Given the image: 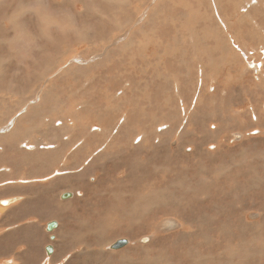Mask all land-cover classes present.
Returning a JSON list of instances; mask_svg holds the SVG:
<instances>
[{"label":"rangeland","instance_id":"1","mask_svg":"<svg viewBox=\"0 0 264 264\" xmlns=\"http://www.w3.org/2000/svg\"><path fill=\"white\" fill-rule=\"evenodd\" d=\"M51 2L87 41L21 44L0 0V264H264V0Z\"/></svg>","mask_w":264,"mask_h":264},{"label":"clouds","instance_id":"2","mask_svg":"<svg viewBox=\"0 0 264 264\" xmlns=\"http://www.w3.org/2000/svg\"><path fill=\"white\" fill-rule=\"evenodd\" d=\"M26 15L34 20L35 31L20 23ZM4 23L12 26L15 38L24 45L37 40L44 45L83 42L90 31L89 26L78 18L77 12L71 8L53 7L51 0H17L6 13Z\"/></svg>","mask_w":264,"mask_h":264},{"label":"bare ground","instance_id":"3","mask_svg":"<svg viewBox=\"0 0 264 264\" xmlns=\"http://www.w3.org/2000/svg\"><path fill=\"white\" fill-rule=\"evenodd\" d=\"M107 1V0H106ZM245 2V1H244ZM109 6V5H108ZM109 9V8H108ZM157 10V9H156ZM12 28V27H11ZM124 33V32H123ZM173 36V35H172ZM172 36L170 37V38H172ZM91 39V38H90ZM173 39V38H172ZM120 40V39H119ZM85 41H87V40H85ZM104 41V40H103ZM175 41H177L176 39H175ZM87 43V42H86ZM260 43V42H259ZM61 44V43H60ZM172 44H174V43H172ZM130 45V44H129ZM127 46H128V44H127ZM91 47V46H90ZM61 48V47H60ZM68 48V47H67ZM157 50H159V48H157ZM65 51H66V49H65ZM153 51V50H152ZM160 51V50H159ZM154 52H155V50H154ZM245 52V51H244ZM158 53V52H157ZM255 53V52H254ZM81 56V55H80ZM80 56H78V57H76V58H73V59H71V63L69 64L70 66H68V65H66V66H64V65H62L64 68H62V69H65V72L66 73H68V72H72V73H74V75L75 76H77L78 74H80V73H82L81 71H84V69L83 70H80L81 68H84V66H80L79 65V63L81 62V58H79ZM94 57V56H93ZM99 57V56H98ZM242 57V56H241ZM146 59V58H145ZM84 60V59H83ZM68 61H70L69 59H68ZM85 62H87V60H85ZM84 62V63H85ZM90 62H92L90 65H92V64H94L93 62H97V58L96 57H94V58H90ZM146 62V61H145ZM144 62V63H145ZM83 63V64H84ZM103 63V62H102ZM257 64V63H256ZM45 66V65H44ZM59 66V65H58ZM61 66V65H60ZM147 66V65H146ZM259 66V65H258ZM256 68V67H255ZM257 69H259V68H257ZM45 71V70H44ZM200 73H202V71H200ZM165 76V75H164ZM41 77V76H40ZM39 77V78H40ZM161 77V76H160ZM77 78V77H76ZM44 79V78H43ZM164 79H166V78H164ZM222 79V78H221ZM229 79V78H228ZM158 80V79H157ZM221 81V80H220ZM219 81V82H220ZM260 82V81H259ZM49 85V84H48ZM133 85V84H132ZM141 86V85H140ZM131 88V87H130ZM214 90L213 91H215V88H213ZM148 92V91H147ZM195 93V92H194ZM196 94V93H195ZM36 95V94H35ZM212 95V94H211ZM215 95H216V93H215ZM145 96V95H144ZM197 96V95H196ZM195 96V97H196ZM202 96V95H201ZM35 97V96H34ZM212 97H214V96H212ZM201 99H202V97H200ZM35 99V98H34ZM34 101V100H33ZM196 101V100H195ZM28 103V102H27ZM141 103V102H140ZM196 103V102H195ZM132 104V103H131ZM144 104V103H143ZM197 104V103H196ZM195 104V105H196ZM199 104H200V101H199ZM133 106V105H132ZM23 107V106H22ZM24 108H22V110H23ZM143 110V109H142ZM146 110V109H145ZM130 112V111H129ZM145 112V111H144ZM19 113V112H18ZM195 114V113H194ZM193 115V114H192ZM145 116V115H144ZM150 116V115H149ZM132 117V116H131ZM13 118V117H12ZM202 118V117H201ZM204 118V117H203ZM256 118V117H255ZM9 119V118H8ZM127 119V116H126V114L124 113L123 115H121V116H119V118H117V125H116V127H118V130L119 129H122L123 127H125L126 125V121H128V120H126ZM197 119H199V118H197ZM115 120V119H114ZM120 120H121V122H120ZM216 120V119H215ZM58 121V120H57ZM147 121V120H146ZM207 121V120H206ZM219 121V120H218ZM7 122H11L10 120H8ZM112 122V121H111ZM170 122V121H169ZM187 122V121H186ZM195 122H196V120H195ZM116 123V122H115ZM125 123V124H124ZM182 123V122H181ZM197 123V122H196ZM214 123H216V122H214ZM201 124H203V123H201ZM6 124H4L3 125V128H0V130H2V131H5V130H7V131H9V132H11V130H12V128H7L6 126H5ZM95 126V125H94ZM109 126V125H108ZM112 126V125H111ZM197 126V125H196ZM215 126V125H214ZM213 126V127H214ZM113 127V126H112ZM128 127V126H127ZM144 127V126H143ZM146 127V126H145ZM130 128V127H129ZM128 128V129H129ZM156 128V127H155ZM210 128V127H209ZM131 129V128H130ZM147 129H149V128H147ZM132 130V129H131ZM131 130H129V131H131ZM146 130V129H145ZM155 130H157V129H155ZM167 128L166 127H164L163 129H161L160 130V134L161 135H163L164 133H166L167 132ZM204 131H205V129H203ZM89 131V130H88ZM113 131V130H112ZM128 131V132H129ZM178 131V130H177ZM8 132V133H9ZM49 132V131H48ZM146 132H148V131H146ZM145 132V134H147ZM197 132V131H196ZM213 132V131H212ZM60 133V132H59ZM189 133V132H188ZM194 133V132H193ZM0 134H1V132H0ZM85 134V133H84ZM128 134V133H127ZM126 134V135H127ZM133 134H134V132H133ZM142 134V133H141ZM204 134V133H203ZM219 134V133H218ZM51 135V134H50ZM130 135H131V133H130ZM130 135L129 136H127V137H129L130 138ZM196 135V134H195ZM52 136V135H51ZM66 136V135H65ZM201 136V135H200ZM208 136V135H207ZM215 136V135H214ZM221 136V135H220ZM233 137H234V139H239L240 138V135L238 134V133H236V132H234L233 133V135H232ZM28 137V136H27ZM53 137V136H52ZM62 137V134H61V136H60V138ZM123 137V136H122ZM142 137H143V135H142ZM142 137H140V140L142 139ZM147 137V136H146ZM197 137V136H196ZM143 138H145V137H143ZM217 138V137H216ZM124 139V138H123ZM131 139H133V138H131ZM131 139H130V141H131ZM186 139H188V138H186ZM197 139V138H196ZM23 140H25V139H23ZM172 140V139H171ZM202 140V139H201ZM8 141V140H7ZM125 141V140H124ZM129 141V140H128ZM138 141V140H137ZM22 142V141H21ZM139 142V141H138ZM151 142H153V140L151 141ZM178 142V141H177ZM182 142V141H181ZM212 142V141H211ZM220 142V141H219ZM27 143V142H26ZM25 143V144H26ZM72 143V142H71ZM77 143V142H76ZM81 143V142H80ZM134 143V142H133ZM144 143V142H143ZM142 143V144H143ZM180 143V142H179ZM188 143V142H187ZM217 143V142H216ZM215 143V144H216ZM241 143H242V141H241ZM8 144H11V142L10 143H8ZM30 144V143H29ZM65 144V143H64ZM63 144V145H64ZM136 144V143H135ZM134 144V145H135ZM173 144V143H172ZM204 144V142L203 141H200V140H193V142L192 143H190V147H189V151H190V153H196L197 152V150L200 148V147H202V148H204L203 146H205V145H203ZM7 145V144H6ZM13 145V144H12ZM48 145V144H47ZM73 145H75V144H73ZM179 145H181V144H179ZM186 145V144H185ZM18 146H21L22 147V145H18ZM24 146H26V145H24ZM148 146V145H147ZM174 146V145H173ZM218 146V145H217ZM216 146V147H217ZM32 146L30 145V146H26V148L27 149H23V148H18V149H22V151L24 150H28V149H30ZM132 147H133V145H132ZM137 147V146H136ZM139 147H140V144H139ZM179 147V146H178ZM13 148V147H12ZM17 148V147H16ZM133 148H135V147H133ZM201 148V149H202ZM70 149V148H69ZM68 149V150H69ZM209 149V148H208ZM224 149V148H223ZM222 149V150H223ZM180 150V149H179ZM204 150V149H203ZM213 150V149H212ZM22 151H19V152H22ZM72 151V150H71ZM175 151V150H174ZM181 151V150H180ZM208 151V150H207ZM8 152V151H7ZM14 152V151H13ZM31 152V151H30ZM44 152H48V151H44ZM203 152V151H202ZM218 152V151H217ZM15 153V152H14ZM18 153V152H17ZM16 153V154H17ZM23 153V152H22ZM34 153V152H33ZM37 153V152H36ZM54 153V152H53ZM53 153H51V154H53ZM128 153V152H127ZM167 153H168V151L166 150V155H167ZM25 154V153H24ZM26 154H28L27 152H26ZM30 154V153H29ZM28 154V155H29ZM42 154H45V153H43L42 152ZM89 154H91V153H89ZM165 154V153H164ZM182 154H184V153H182ZM186 154V153H185ZM213 154V153H212ZM216 154V153H215ZM47 155V154H46ZM48 155H50V154H48ZM73 155V154H72ZM125 155L126 154H124V157H125ZM128 155V154H127ZM165 155V156H166ZM190 155V154H189ZM193 155H195V154H193ZM198 155V154H197ZM36 156V155H35ZM38 156H42L41 155V151H40V155H38ZM44 156V155H43ZM53 156H55V155H53ZM112 156V155H111ZM130 156V155H129ZM164 156V155H163ZM181 156V155H180ZM196 156V155H195ZM28 157H30V156H28ZM31 157H33V156H31ZM45 157V156H44ZM58 157V156H57ZM74 157V156H73ZM115 157V156H114ZM167 157H168V155H167ZM190 157V156H189ZM55 158H56V156H55ZM93 158V157H92ZM123 158V157H122ZM179 158V157H178ZM193 158V157H192ZM15 159H16V157H15ZM25 159H27V157H25ZM43 159V158H42ZM54 159V158H53ZM154 159V158H153ZM173 159V158H172ZM171 159V160H172ZM175 159H176V157H175ZM202 159V158H201ZM231 159V158H230ZM23 160V159H22ZM21 160V161H22ZM29 160V159H28ZM45 160H46V158H45ZM94 160V159H93ZM168 160V159H167ZM177 160H179V159H177ZM186 160V159H185ZM31 161H32V159H31ZM41 161V160H40ZM50 161V160H49ZM101 161V160H100ZM103 161V160H102ZM176 161V160H175ZM184 161V160H183ZM26 162V164H27V160L25 161ZM170 162V161H169ZM14 163V162H13ZM22 163H24V161L22 162ZM44 163V162H43ZM173 163V162H172ZM17 164V163H16ZM21 164V163H20ZM25 164V163H24ZM26 164H25V166H26ZM34 164V163H33ZM41 164V163H40ZM49 164V163H48ZM63 164V163H62ZM61 164V165H62ZM65 164H66V162H65ZM110 164H112V163H110ZM160 164V163H159ZM226 164L228 165V162H226ZM18 165V164H17ZM17 165H15V166H17ZM32 165V164H31ZM47 165V164H46ZM114 165V164H113ZM223 165V164H222ZM37 166V165H36ZM64 166H66V168H67V164L66 165H64ZM125 166H126V168H127V164H125ZM33 167H34V165H33ZM222 167V166H221ZM13 168V167H12ZM40 168V167H39ZM59 168V167H58ZM69 168H71L70 166H69ZM113 168V167H112ZM157 168V167H156ZM172 168V167H171ZM4 170L3 171H5V168H3ZM23 169V168H22ZM31 169V168H30ZM72 169V168H71ZM155 169V168H154ZM222 169V168H221ZM27 170V169H26ZM35 170V169H34ZM33 170V171H34ZM55 170V169H54ZM14 171V170H13ZM166 171V170H165ZM174 171V170H173ZM220 171V170H219ZM2 172V171H1ZM21 173H22V171H20ZM28 172V171H27ZM123 172V171H122ZM18 173V172H17ZM21 173H20V175H21ZM145 173V172H144ZM148 173V172H147ZM9 174V173H8ZM25 174V173H24ZM38 173H36V175H37ZM146 174V173H145ZM152 174V173H151ZM226 174H227V172H226ZM230 174V173H229ZM23 175V174H22ZM31 174H29V176H30ZM111 175H112V173H111ZM144 175V174H143ZM143 175H141L140 176V178L141 179H143V181H144V176ZM182 175V174H181ZM13 176V175H12ZM11 176V177H12ZM15 176V175H14ZM27 175H25V176H19L18 178L21 180V181H32V179H34L33 178V176L32 177H26ZM48 176V175H47ZM118 176V175H117ZM119 176H120V174H119ZM149 176V175H148ZM35 177H37V176H35ZM135 177V176H134ZM17 178V179H18ZM147 178V177H146ZM150 178V177H149ZM180 178V177H179ZM229 178V177H228ZM11 179H13V178H11ZM127 179V178H126ZM134 179V178H133ZM185 179V178H184ZM128 180V179H127ZM180 180H183V179H180ZM186 180V179H185ZM192 180V179H191ZM15 181V180H14ZM48 181V180H47ZM119 181H120V179H119ZM176 181H178L179 182V180H176ZM187 181V180H186ZM185 181V182H186ZM95 182V181H94ZM158 182V181H157ZM237 182V181H236ZM29 183V182H28ZM79 183V182H78ZM135 183V182H134ZM141 183V182H140ZM182 183H184V182H182ZM190 183V182H189ZM188 183V184H189ZM195 183V182H194ZM245 183V182H244ZM24 184H25V182H24ZM26 184H27V182H26ZM93 184V183H92ZM176 184H178V183H176ZM180 185H181V183H179ZM178 184V185H179ZM187 184V183H186ZM220 184V183H219ZM238 185H239V183H237ZM236 184V185H237ZM96 185V184H95ZM117 185H118V182H117ZM126 185V184H125ZM124 185V186H125ZM156 185H157V183H156ZM190 185V184H189ZM237 185V186H238ZM185 185L183 184V187H184ZM237 186L236 187H234V188H237ZM79 187H80V184H79ZM189 187V186H188ZM216 188V187H215ZM123 190V189H122ZM175 190V189H174ZM114 191H115V189H114ZM166 192H168L167 190H165ZM65 192V191H64ZM147 192V191H146ZM169 192H172V191H169ZM174 192V191H173ZM180 192H182V190H180ZM134 193V192H133ZM177 193V192H176ZM175 193V194H176ZM61 194V193H60ZM79 194V193H78ZM81 194V193H80ZM137 194V193H136ZM141 194V193H140ZM178 194V193H177ZM177 194L176 195H174V196H177ZM181 194V193H180ZM144 195V194H143ZM142 195V196H143ZM182 195V194H181ZM61 196V195H60ZM75 196V195H74ZM171 196V195H170ZM169 196V197H170ZM173 196V197H174ZM188 196V195H187ZM250 196V195H249ZM73 197V196H72ZM102 197V196H101ZM179 197V196H178ZM186 197V196H185ZM184 197V198H185ZM16 197L14 196V197H11V198H9V199H5V200H2V201H0L1 203H3V204H6V203H8L10 200H12V199H15ZM113 198V197H112ZM152 198V197H151ZM150 198V199H151ZM171 198V197H170ZM174 198H176V197H174ZM173 198V199H174ZM246 198V197H245ZM131 199V198H130ZM143 199V198H142ZM146 199V198H145ZM149 199V198H148ZM178 198H176V200H177ZM175 200V201H176ZM168 201V200H167ZM173 201V200H172ZM174 201V202H175ZM189 202H190V200H188ZM171 202V201H170ZM134 203H135V201H134ZM143 203V202H142ZM147 203V202H146ZM155 203V202H154ZM162 203H164V202H162ZM173 203V202H172ZM185 203V202H184ZM136 204V203H135ZM164 204H166V203H164ZM169 204H171V203H169ZM174 204V203H173ZM172 204V205H173ZM115 205V204H114ZM144 205H145V201H144ZM167 205V204H166ZM175 205H177V204H175ZM136 206V205H135ZM148 206H149V204H148ZM163 207H164V205H162ZM183 206H185V205H183ZM189 206V205H188ZM196 206V205H195ZM139 207H140V205H139ZM151 207V206H150ZM162 207V208H163ZM179 207V206H178ZM198 207V206H197ZM110 208H113V207H110ZM121 208V207H120ZM125 209V208H124ZM136 209V208H135ZM140 210H142V209H140ZM180 210V209H179ZM262 210H263V208H262ZM145 211V210H144ZM260 211V210H259ZM264 211V210H263ZM113 212V211H112ZM137 212H139V211H137ZM147 212H148V210H147ZM134 213V212H133ZM136 213V212H135ZM145 213V212H144ZM251 213V212H250ZM253 214V213H252ZM135 216V215H134ZM152 217H154V216H152ZM151 217V218H152ZM134 218V217H133ZM136 218V217H135ZM258 218V217H257ZM100 219V218H99ZM149 220V219H148ZM56 221V220H55ZM191 221V220H190ZM189 221V222H190ZM71 222V221H70ZM144 222V221H143ZM147 222V221H146ZM90 223V222H89ZM119 224V223H118ZM146 224V223H145ZM1 225H3V224H1ZM89 225V224H88ZM140 225V224H139ZM150 225V224H149ZM55 226H57V221H56V225ZM54 226V227H55ZM75 226V225H74ZM105 226V225H104ZM135 226V225H134ZM146 226V225H145ZM72 227V226H71ZM95 227V226H94ZM151 227V226H150ZM198 227V226H197ZM68 228V227H67ZM119 228V227H118ZM132 228H133V226H132ZM232 228V227H231ZM61 229H65V228H61ZM96 229V228H95ZM120 229V228H119ZM135 229V228H134ZM63 230H61V232H63ZM60 232V233H61ZM66 232H64V234H65ZM149 233V232H148ZM46 234V233H45ZM81 234V233H80ZM119 234V233H118ZM154 234L155 233H153V234H150L149 235V240H151L152 238H153V236H154ZM121 235V234H120ZM52 236V235H51ZM122 236V235H121ZM146 236V235H145ZM143 234H142V236L139 238V241L141 242V243H144L145 241H144V237H145ZM118 237V236H117ZM125 237V236H124ZM172 237V236H171ZM58 238V237H57ZM103 239H104V237H102ZM109 238V237H108ZM101 239V238H100ZM116 239V238H115ZM133 239V238H132ZM59 240H60V238H59ZM102 240V239H101ZM118 240V239H117ZM152 241V240H151ZM157 241H159V240H157ZM104 242H105V239H104ZM139 242V243H140ZM148 242V241H147ZM241 242V241H240ZM140 243V244H141ZM99 244H100V242H99ZM110 244V243H109ZM47 245H50V244H47ZM46 245V246H47ZM51 245H53V244H51ZM100 245H103L102 243L100 244ZM108 245V244H107ZM128 245V244H127ZM134 245V244H133ZM149 245V244H148ZM152 245V244H151ZM9 246V245H8ZM46 246H45V250H46ZM62 246H64L63 244H62ZM99 246V245H98ZM65 247V246H64ZM69 247V246H68ZM106 247V246H105ZM149 247V246H148ZM147 247V248H148ZM67 248V247H66ZM113 248H118V247H113ZM123 248V247H122ZM155 248V247H154ZM60 249V248H59ZM64 249V248H63ZM107 249V248H106ZM131 249V247H127L126 249H124V250H122L121 252H114V253H111V255H115V254H121V253H126V252H128L129 250ZM145 249V248H144ZM149 249V248H148ZM147 249V250H148ZM151 249V248H150ZM156 249V248H155ZM233 249H235V248H233ZM60 250H62V249H60ZM66 250H68V249H66ZM107 250H109V249H107ZM213 250H214V248H213ZM102 251H104V250H102ZM101 250H100V252H102ZM154 251V250H153ZM47 252V251H46ZM60 252V251H59ZM78 252V251H77ZM150 252H152V251H150ZM169 252V251H168ZM240 252V251H239ZM53 253H55L56 254V251L54 252L53 251ZM64 252L62 251V254H63ZM74 253V252H73ZM85 253V252H84ZM148 253V252H147ZM105 254V253H104ZM61 255V254H60ZM163 255V254H162ZM239 255H241V254H239ZM50 256V255H49ZM73 256V255H72ZM183 256V255H182ZM46 258H47V260L46 261H48L47 263H49V262H52V257H47V256H45ZM54 258H56L55 256H53ZM60 257V256H59ZM66 258V257H65ZM74 258V257H73ZM160 258H162V257H160ZM160 258L159 257H157V256H155L154 257V260L155 261H159L160 260ZM165 258V257H164ZM207 258V257H206ZM251 258V257H250ZM256 258V257H255ZM49 259V260H48ZM93 259H94V257H93ZM215 259V258H214ZM219 259V258H218ZM252 259V258H251ZM69 260H70V258H69ZM95 260L96 259H94V262H95ZM204 260V259H203ZM64 261V260H63ZM82 261V260H81ZM80 261V262H81ZM219 261V260H218ZM98 263H99V261H97ZM82 263V262H81ZM204 263V262H203ZM210 263V262H209ZM8 264V263H7ZM100 264V263H99ZM102 264H105V263H102ZM141 264H143V263H141ZM197 264V263H196ZM201 264H202V262H201ZM205 264V263H204Z\"/></svg>","mask_w":264,"mask_h":264},{"label":"water","instance_id":"4","mask_svg":"<svg viewBox=\"0 0 264 264\" xmlns=\"http://www.w3.org/2000/svg\"><path fill=\"white\" fill-rule=\"evenodd\" d=\"M71 196V192H64L61 194V198H65V197H69ZM56 225V221L55 220H50L46 223V229L47 230H50L52 229L54 226ZM51 238H53V236H51ZM127 242L126 239H119L117 240V242L114 244L115 246H119V245H123ZM52 249V246L51 245H47L46 246V251L47 253H49Z\"/></svg>","mask_w":264,"mask_h":264}]
</instances>
